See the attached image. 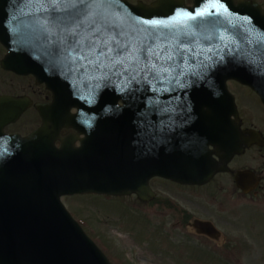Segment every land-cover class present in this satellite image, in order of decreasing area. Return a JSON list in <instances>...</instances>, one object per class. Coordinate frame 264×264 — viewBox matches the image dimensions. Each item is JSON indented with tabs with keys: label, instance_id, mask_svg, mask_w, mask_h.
<instances>
[{
	"label": "water",
	"instance_id": "95a60500",
	"mask_svg": "<svg viewBox=\"0 0 264 264\" xmlns=\"http://www.w3.org/2000/svg\"><path fill=\"white\" fill-rule=\"evenodd\" d=\"M223 3L227 12L210 9L211 15L197 18L206 1L194 0L196 7L186 9L183 0L152 5L100 0L97 8L53 13L41 10L37 0H0V42L7 49L1 67L32 74L53 94L52 103L36 105L42 126L24 137L4 134L2 127L14 122L30 100L0 96V264H110L71 218L60 195L135 192L145 200L151 195L147 180L152 176L205 182L216 171L209 144L226 155L238 150L219 135L226 123L216 111L226 122L236 114L225 85L229 78L261 94L264 80L256 70L264 71V11L252 0ZM177 9L194 18L167 26L143 23L168 20ZM89 10L94 15L86 19ZM74 28L75 33L69 31ZM94 28L120 43L133 42L141 63L151 56L158 67L178 66L184 74L166 73L170 78L163 81L151 76L132 80L131 74L103 76V70L71 59L69 52L82 37L87 47ZM181 37L190 39L181 42ZM167 86L169 97L175 90L183 102L164 103ZM89 88L96 89L100 109L80 103L78 118H101V130L91 129V121L79 146L66 136L55 147L58 129L71 118L58 105ZM119 98L122 106L117 105ZM197 222L202 231L215 232L208 221Z\"/></svg>",
	"mask_w": 264,
	"mask_h": 264
},
{
	"label": "rangeland",
	"instance_id": "374dc122",
	"mask_svg": "<svg viewBox=\"0 0 264 264\" xmlns=\"http://www.w3.org/2000/svg\"><path fill=\"white\" fill-rule=\"evenodd\" d=\"M4 52L0 46V58ZM43 90L31 76H17L0 68L1 93L35 99L32 93ZM32 121H38L33 106L6 131L26 134ZM154 181L157 195L149 203L137 202L132 196L94 192L65 196L62 201L114 264H264V246L259 245V234L248 230L247 219L214 212L215 202L208 196ZM166 197L178 207L169 203L168 209L156 213L154 203L160 204ZM185 216L190 219L186 221ZM191 217L212 222L219 236L214 239L195 226L192 231L190 225L195 224Z\"/></svg>",
	"mask_w": 264,
	"mask_h": 264
},
{
	"label": "flooded vegetation",
	"instance_id": "af4514ba",
	"mask_svg": "<svg viewBox=\"0 0 264 264\" xmlns=\"http://www.w3.org/2000/svg\"><path fill=\"white\" fill-rule=\"evenodd\" d=\"M127 1L132 4L139 1L152 4L157 0ZM256 1L264 10V0ZM183 2L186 6L193 4V0H183ZM227 87L234 97L237 113L235 117L233 114L230 115L229 122L231 125L239 127L236 135L239 141L243 140L245 143L241 144V152L230 156L229 159H225L226 155H222V151H218L222 156H214V159L221 170L216 172L205 184L187 187V189L195 192L197 196L203 194L213 200L215 202L212 207L214 212L228 214L231 217L242 218V220L247 219L248 230L258 233L259 245L264 246V86L262 93L258 94L248 85L229 79ZM0 94L4 93L0 92ZM32 94L35 97V99L32 98L33 102H48L51 98L50 93L46 90L37 93L35 91ZM172 97H179V94L175 92ZM165 99H169L168 93L165 94ZM33 109L35 110L34 107ZM70 111L74 112L75 110L70 109ZM35 112L38 121L36 123L32 121L33 126L30 130L41 122L36 110ZM59 134H76V130L62 128ZM154 180L168 184L162 179L151 178L148 183L152 189L156 183ZM173 195L175 194L173 193ZM154 198L147 202H151ZM160 201V204L154 203L156 213L168 209L169 203L173 207H178L177 203L168 202L167 197Z\"/></svg>",
	"mask_w": 264,
	"mask_h": 264
},
{
	"label": "snow or ice",
	"instance_id": "6c2138e0",
	"mask_svg": "<svg viewBox=\"0 0 264 264\" xmlns=\"http://www.w3.org/2000/svg\"><path fill=\"white\" fill-rule=\"evenodd\" d=\"M37 3L40 4L41 10L50 8L53 13L76 9L78 6L82 9H92L101 6L100 0H37ZM61 5H63L62 8ZM210 9H215L217 12L228 11L223 0H206V6L197 14L200 16L211 15ZM92 15L94 13L89 10L85 18L87 19V17ZM193 18V13L177 9L176 16L169 17L168 20H146L143 23L153 26H167L169 21L183 22ZM80 26V24H77L76 28ZM69 31L75 33V28L69 29ZM92 32L96 35L89 39L87 47L84 46V37H82L76 42V49L79 50L69 49L71 59L76 60L78 58L97 71L103 70L102 75L105 77L116 74H131L132 80H135L138 76H143L145 79L151 76L153 80L163 81L170 78L169 75H165L166 73L171 75H175L176 73L179 75L184 74L182 71H179L178 66L164 67L161 65L158 67L155 63H152L151 56H146L145 62L141 63L140 57L136 54L138 49L134 46L133 42L120 43L116 36L105 37L100 33L99 28L92 29ZM148 51L150 52L151 49ZM160 59L163 58L161 57ZM168 59H171V56Z\"/></svg>",
	"mask_w": 264,
	"mask_h": 264
},
{
	"label": "bare ground",
	"instance_id": "6f19581e",
	"mask_svg": "<svg viewBox=\"0 0 264 264\" xmlns=\"http://www.w3.org/2000/svg\"><path fill=\"white\" fill-rule=\"evenodd\" d=\"M190 229L192 230V231H195L196 229H195V227L194 226H192V225H190ZM218 240V239H217ZM125 243L127 244V243H129L128 241H125Z\"/></svg>",
	"mask_w": 264,
	"mask_h": 264
}]
</instances>
